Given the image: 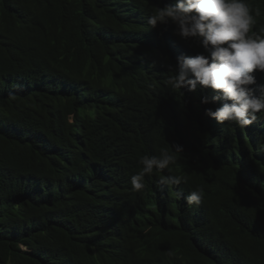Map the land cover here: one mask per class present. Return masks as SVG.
Instances as JSON below:
<instances>
[{"label": "trees", "instance_id": "trees-1", "mask_svg": "<svg viewBox=\"0 0 264 264\" xmlns=\"http://www.w3.org/2000/svg\"><path fill=\"white\" fill-rule=\"evenodd\" d=\"M172 2L0 0V264H264V119L220 125L213 90L165 85L202 51L147 25ZM176 143L172 172L133 192L139 156Z\"/></svg>", "mask_w": 264, "mask_h": 264}, {"label": "clouds", "instance_id": "clouds-1", "mask_svg": "<svg viewBox=\"0 0 264 264\" xmlns=\"http://www.w3.org/2000/svg\"><path fill=\"white\" fill-rule=\"evenodd\" d=\"M264 15L249 0H173L155 6L147 16L149 28L171 23L173 34L190 46L202 49L194 55L181 53L176 64L166 65L171 75L164 83L173 92H195L211 89V97L200 98L201 104L221 102L215 109H205V115L218 124L226 122L246 129L264 119V83H258L256 72L264 73V25L256 28L258 18ZM264 152V143L258 145ZM184 147L172 144L158 155L139 156V170L130 177L131 190L146 189V176L172 172ZM161 184L175 187L177 198H183L189 207H199L205 198V188L197 185L186 196L179 186L188 183V177L168 174L159 177Z\"/></svg>", "mask_w": 264, "mask_h": 264}]
</instances>
